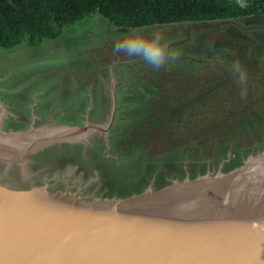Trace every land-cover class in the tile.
<instances>
[{"label": "rangeland", "instance_id": "obj_1", "mask_svg": "<svg viewBox=\"0 0 264 264\" xmlns=\"http://www.w3.org/2000/svg\"><path fill=\"white\" fill-rule=\"evenodd\" d=\"M132 28L162 31L177 58L155 70L137 56L115 52V44ZM42 43L29 56L26 41L0 48V81L30 78L39 83L54 64L47 61L49 50L57 49L67 55L62 62L87 68L96 98L103 87L111 97L116 88L110 127L97 147L88 148L79 131L71 135L75 141L63 140L70 136L62 130L56 142L23 138L19 144L37 149L23 153L15 143L13 152L0 151V181L16 188L111 198L259 163L256 170L264 163V13L202 23L118 26L95 12ZM237 64L246 74L243 84L238 83ZM236 181L217 184L221 187L215 191L243 183Z\"/></svg>", "mask_w": 264, "mask_h": 264}, {"label": "water", "instance_id": "obj_2", "mask_svg": "<svg viewBox=\"0 0 264 264\" xmlns=\"http://www.w3.org/2000/svg\"><path fill=\"white\" fill-rule=\"evenodd\" d=\"M22 139L2 131L0 151L13 152ZM258 164L111 198L0 181V264H264ZM240 179V186L215 191ZM22 196L31 197L25 212L17 209Z\"/></svg>", "mask_w": 264, "mask_h": 264}, {"label": "crops", "instance_id": "obj_3", "mask_svg": "<svg viewBox=\"0 0 264 264\" xmlns=\"http://www.w3.org/2000/svg\"><path fill=\"white\" fill-rule=\"evenodd\" d=\"M57 38H51V40ZM43 41L44 39L37 45L29 44V46L39 51L41 50L39 45H42ZM60 42L63 45V41ZM56 51L57 49L49 50L51 53L47 61L50 59L51 62L54 61V64H50L52 66L48 67L45 78L39 83H33L34 79L30 78L14 80L12 83L0 81V133L6 131L12 134L19 133L23 138L24 136L35 138L40 136L37 137L38 140L58 139L59 141L62 138L56 134L62 130L63 134L70 136L63 140L75 141L77 139L71 135L79 131L85 134L86 139L83 141L87 142L88 148L97 147L101 142L103 130L110 127V111L114 109L117 99L116 88H113L111 97L109 88L103 87L100 96L96 98L97 92L90 84L87 68L79 67V65L73 67L68 60L62 62L61 57H66V53L62 55L59 54L60 51ZM32 52L36 51L32 49L27 56ZM31 75L36 73L32 72ZM30 83L32 85H28ZM202 91H198L193 99L188 101V105L210 92L207 89L206 92L199 93ZM169 115H166L164 119H167ZM59 118L65 120L59 121ZM68 119L73 120L70 123L67 122ZM6 123L8 128L5 130Z\"/></svg>", "mask_w": 264, "mask_h": 264}, {"label": "trees", "instance_id": "obj_4", "mask_svg": "<svg viewBox=\"0 0 264 264\" xmlns=\"http://www.w3.org/2000/svg\"><path fill=\"white\" fill-rule=\"evenodd\" d=\"M0 0V48L58 37L88 14L118 26L202 23L264 13V0Z\"/></svg>", "mask_w": 264, "mask_h": 264}, {"label": "clouds", "instance_id": "obj_5", "mask_svg": "<svg viewBox=\"0 0 264 264\" xmlns=\"http://www.w3.org/2000/svg\"><path fill=\"white\" fill-rule=\"evenodd\" d=\"M237 2L240 7H247L246 0H237ZM114 51L137 56L155 70L165 67L167 61L177 58V55L170 51L168 38L162 31L156 30L148 34L143 28L130 29L129 36L115 44ZM235 70L239 73L238 83H245L246 74L240 71L238 64Z\"/></svg>", "mask_w": 264, "mask_h": 264}, {"label": "bare ground", "instance_id": "obj_6", "mask_svg": "<svg viewBox=\"0 0 264 264\" xmlns=\"http://www.w3.org/2000/svg\"><path fill=\"white\" fill-rule=\"evenodd\" d=\"M16 201L20 204V205L18 204V206H17L18 211L19 212H25L27 205L31 203V197L22 196V197L17 198ZM43 205H45V208L48 206H51L52 201H50V200L43 201ZM52 209H53V207H52ZM48 215H49V213L47 214V216Z\"/></svg>", "mask_w": 264, "mask_h": 264}]
</instances>
